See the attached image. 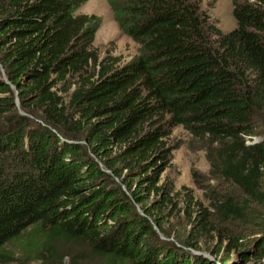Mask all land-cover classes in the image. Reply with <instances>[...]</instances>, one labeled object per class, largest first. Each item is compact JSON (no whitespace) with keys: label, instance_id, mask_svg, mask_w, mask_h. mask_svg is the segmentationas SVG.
I'll use <instances>...</instances> for the list:
<instances>
[{"label":"trees","instance_id":"16d2710c","mask_svg":"<svg viewBox=\"0 0 264 264\" xmlns=\"http://www.w3.org/2000/svg\"><path fill=\"white\" fill-rule=\"evenodd\" d=\"M86 1L0 0V264H216L184 252L199 249L197 235L178 237L186 248L160 236L158 183L182 125L204 145L211 179L240 192L214 191L218 216L194 226L263 201L264 0H231L228 32L203 0H107L138 44L123 63L100 55ZM17 93L45 124L18 112Z\"/></svg>","mask_w":264,"mask_h":264},{"label":"rangeland","instance_id":"374dc122","mask_svg":"<svg viewBox=\"0 0 264 264\" xmlns=\"http://www.w3.org/2000/svg\"><path fill=\"white\" fill-rule=\"evenodd\" d=\"M203 4L222 31L228 32L236 26L231 0H203ZM79 11L95 15L99 19L94 44L99 48L101 56L115 54L121 57L123 63L139 54L138 44L120 29L107 0H87ZM61 94L68 97V93ZM15 104L18 112L31 117L36 125L45 124L46 112L42 107L32 105L30 110H25L21 106L18 93ZM255 137L258 141L262 139L259 135ZM170 143L175 148L173 158L158 183V186L166 190L167 201L162 205L160 212L163 215V227L168 234L160 231V236L166 239L170 246L178 244L186 248L188 246L180 243L178 237L184 240L190 235H197L199 249L187 248L184 252L202 254L212 263L224 264L229 258L228 264H264V197L262 202L253 203L247 216L242 219H231L227 222L221 218L213 220V215L218 216L212 208L213 192L229 196H239L240 192L236 186L223 182V179H211V165L204 145L196 141L184 126L175 127ZM159 198L160 195L154 199ZM137 207L143 211L141 204H137ZM205 211L212 217L209 218L211 225L201 230V227L194 226L192 221ZM153 223L157 227L156 221L153 220ZM231 238H236L244 244L237 245ZM31 264L41 262L35 260ZM80 264H84V261Z\"/></svg>","mask_w":264,"mask_h":264},{"label":"water","instance_id":"95a60500","mask_svg":"<svg viewBox=\"0 0 264 264\" xmlns=\"http://www.w3.org/2000/svg\"><path fill=\"white\" fill-rule=\"evenodd\" d=\"M0 67H1V71H2V73H3V79H5L6 80V82H8L7 81V77L5 76V71H4V68L1 66V64H0ZM14 88L16 89V87L14 86ZM258 141V139H254V141L253 142H257Z\"/></svg>","mask_w":264,"mask_h":264}]
</instances>
